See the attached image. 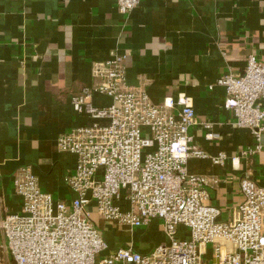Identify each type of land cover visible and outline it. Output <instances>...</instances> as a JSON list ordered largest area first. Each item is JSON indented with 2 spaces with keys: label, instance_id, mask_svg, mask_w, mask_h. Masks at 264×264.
<instances>
[{
  "label": "crops",
  "instance_id": "1",
  "mask_svg": "<svg viewBox=\"0 0 264 264\" xmlns=\"http://www.w3.org/2000/svg\"><path fill=\"white\" fill-rule=\"evenodd\" d=\"M111 50L125 55L127 83L144 86L154 103L180 92L192 97L197 123L189 133L204 152L228 159L191 157L187 169L218 179L207 187L210 202L229 220L242 200L243 172L264 186V133L250 164L233 169L230 157L253 137L233 124L225 88L215 81L241 73L249 53L264 58V0H141L124 13L116 0H0V212L19 210L12 177L25 164L44 191L70 202L64 178L73 173L76 155L59 150L57 137L86 121L71 95L99 82L93 65ZM93 102L107 105L111 98L94 93ZM96 223L112 248L132 244L147 253L166 241L157 220L128 228L96 215Z\"/></svg>",
  "mask_w": 264,
  "mask_h": 264
},
{
  "label": "built area",
  "instance_id": "2",
  "mask_svg": "<svg viewBox=\"0 0 264 264\" xmlns=\"http://www.w3.org/2000/svg\"><path fill=\"white\" fill-rule=\"evenodd\" d=\"M140 1L116 0L123 13ZM124 59L111 50L93 65L99 82L71 95L74 111L86 121L57 137L59 150L76 155L73 173L64 178L70 202L44 191L30 165L15 170L12 186L20 206L0 212V264H264V186L243 172L242 200L222 220L207 190L218 179L189 172L187 162L208 157L224 164L228 156L207 154L195 143L191 96L180 92L154 103L144 86L127 83ZM215 83L225 88L223 104L233 124L253 137L230 157L232 168L242 169L262 149L264 58L249 53L241 73H223ZM94 93L111 102L94 104ZM205 136L214 138L211 132ZM94 213L128 228L157 220L166 241L147 253L132 244L112 248Z\"/></svg>",
  "mask_w": 264,
  "mask_h": 264
},
{
  "label": "rangeland",
  "instance_id": "3",
  "mask_svg": "<svg viewBox=\"0 0 264 264\" xmlns=\"http://www.w3.org/2000/svg\"><path fill=\"white\" fill-rule=\"evenodd\" d=\"M94 221L96 222V215H93Z\"/></svg>",
  "mask_w": 264,
  "mask_h": 264
}]
</instances>
